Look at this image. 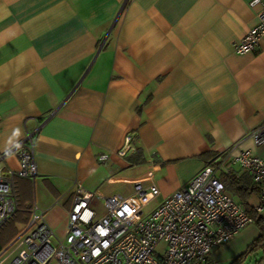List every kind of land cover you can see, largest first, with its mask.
<instances>
[{
  "label": "crops",
  "instance_id": "0c3cea01",
  "mask_svg": "<svg viewBox=\"0 0 264 264\" xmlns=\"http://www.w3.org/2000/svg\"><path fill=\"white\" fill-rule=\"evenodd\" d=\"M256 12L249 0H0V152L43 119L37 173L16 179L28 218L44 209L62 239L74 179L128 195L149 171L161 199L239 139L264 158V144L246 137L264 124V36L250 52L231 47ZM126 134L138 163L115 153ZM102 153L109 158L99 162ZM17 166L14 153L0 160V170ZM226 172L239 201L223 179L250 175L236 165ZM257 202L251 193L245 203ZM242 230L213 249L252 235Z\"/></svg>",
  "mask_w": 264,
  "mask_h": 264
},
{
  "label": "built area",
  "instance_id": "2783aa9c",
  "mask_svg": "<svg viewBox=\"0 0 264 264\" xmlns=\"http://www.w3.org/2000/svg\"><path fill=\"white\" fill-rule=\"evenodd\" d=\"M249 5L257 8L256 23L231 43L236 53L254 50L264 36V0H249ZM42 125L43 119L0 152V160L7 153L18 160L17 168L0 170V229L19 210L16 179H33L37 173L34 149ZM246 137L264 144V124L250 129ZM241 142L208 158L184 185L161 199L149 171L145 178L131 181L128 195L94 193L74 179L64 237L55 236L45 210L34 206L17 235L0 250V264H208L214 247L253 224L244 203L227 193L220 173H227L230 165L245 170L259 189L258 202L250 208L256 214L264 212V158L241 148ZM134 150L132 136L126 134L115 153L126 157ZM108 158L102 153L97 160ZM93 199L102 206V214L91 206Z\"/></svg>",
  "mask_w": 264,
  "mask_h": 264
},
{
  "label": "trees",
  "instance_id": "16d2710c",
  "mask_svg": "<svg viewBox=\"0 0 264 264\" xmlns=\"http://www.w3.org/2000/svg\"><path fill=\"white\" fill-rule=\"evenodd\" d=\"M128 159L133 162V164L140 162V149L135 147L134 152L128 156ZM243 175L237 179L231 175V177L223 179V181L226 184L227 190L235 195L239 199V202L244 203L246 210L252 215L253 225L256 226L258 235L252 240L245 252L235 258L231 264H241L248 252H252V254L254 253L255 255L250 264H264V215L256 214L251 210L250 206L245 203L247 196L251 193L258 194L259 189L253 183L251 177H247L246 175L243 177ZM28 219V211L22 210L19 203V210L14 217L0 229V250L17 235L19 231L17 222L23 221L26 223Z\"/></svg>",
  "mask_w": 264,
  "mask_h": 264
},
{
  "label": "rangeland",
  "instance_id": "374dc122",
  "mask_svg": "<svg viewBox=\"0 0 264 264\" xmlns=\"http://www.w3.org/2000/svg\"><path fill=\"white\" fill-rule=\"evenodd\" d=\"M91 206L94 209H96L99 214H102L104 211L102 206L100 205V203L96 199H93L91 201ZM151 206H152V204H150L147 208H149ZM261 214L264 215V212H262ZM247 230H251L252 235L248 236L244 241H242V242L238 241L237 242L236 239H238V238H235V240L231 242V245L233 246L232 248H230L231 245H228L222 249L217 250V248H216V249H213L211 251V259L214 262V264H231L235 258H237L243 252H245V250L247 249L249 244L252 242L254 234L257 233V235H258V231H257V228L255 225H249V226L245 227L242 230V232H246ZM163 246H164V244L160 243L158 246V249L161 250L163 248ZM222 247H223V245H222ZM254 257H255L254 253L252 254V252H248L245 255L244 260L242 261L241 264H250L251 260Z\"/></svg>",
  "mask_w": 264,
  "mask_h": 264
}]
</instances>
